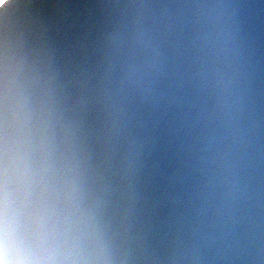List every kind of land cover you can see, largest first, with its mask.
I'll use <instances>...</instances> for the list:
<instances>
[{
    "label": "clouds",
    "instance_id": "clouds-1",
    "mask_svg": "<svg viewBox=\"0 0 264 264\" xmlns=\"http://www.w3.org/2000/svg\"><path fill=\"white\" fill-rule=\"evenodd\" d=\"M0 264H264V65L233 0H0Z\"/></svg>",
    "mask_w": 264,
    "mask_h": 264
},
{
    "label": "water",
    "instance_id": "water-1",
    "mask_svg": "<svg viewBox=\"0 0 264 264\" xmlns=\"http://www.w3.org/2000/svg\"><path fill=\"white\" fill-rule=\"evenodd\" d=\"M233 2L239 7L240 25L257 63L264 65V0H233ZM180 94L184 100L187 116L191 115L193 117L199 103L194 81L184 82ZM195 181V175L185 168L184 185L191 188L194 186Z\"/></svg>",
    "mask_w": 264,
    "mask_h": 264
}]
</instances>
